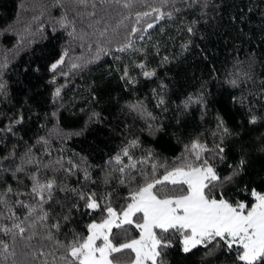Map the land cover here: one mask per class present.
I'll return each mask as SVG.
<instances>
[{
	"label": "trees",
	"instance_id": "1",
	"mask_svg": "<svg viewBox=\"0 0 264 264\" xmlns=\"http://www.w3.org/2000/svg\"><path fill=\"white\" fill-rule=\"evenodd\" d=\"M122 4L123 0L121 4L114 0H87L86 4L79 0H0V64L7 65L0 68L4 84L0 129L13 128L12 133H0V157L14 151L3 165L15 168L23 163L25 169L15 176L12 171L0 173V197L9 205L18 199L35 204L27 195L32 181L26 173L36 172L41 181L54 179L57 190L43 209L49 225L60 224L59 232L53 231L63 242L73 233L86 236L87 226L106 215L102 210L86 209L77 193H95L102 205L108 197L120 211L130 190L142 183L136 172L121 183L118 166L108 163L123 148L135 140L137 146L129 147L134 160L153 153L154 159L171 164L194 139L215 147L220 140L218 117L232 135L224 138V161L213 162L217 173L223 180L241 158L246 163L233 182H225L217 191L230 202L249 206L254 202L253 189L264 193V0H169L167 4L165 0H132L131 8ZM154 7L172 10L175 18L160 21L144 40L137 41L140 51L116 52L129 39L135 14ZM65 18L68 28L61 25ZM73 27L75 34L69 36ZM187 27L193 28L192 34ZM105 28L107 36L101 39L99 31ZM98 45L111 51L96 59ZM65 51L64 64L52 72L51 64ZM73 63L80 67L73 69ZM139 63L156 75L146 79L136 67ZM125 68L135 83L121 78ZM233 78L241 81L237 87L228 82ZM57 88L61 89L59 97L55 96ZM190 96L193 100L203 96L206 103L185 108ZM160 98L165 103L158 106ZM249 108L257 117L256 124L249 123ZM20 116L23 122L14 124ZM58 130L70 135L61 139ZM41 137L49 139L50 147L38 142ZM29 156L40 162L38 168L27 163ZM61 157L64 168L70 167L68 160L80 168L68 174L55 163ZM84 168L90 177L87 180ZM15 210L20 219L27 212L19 206ZM168 238L172 247L164 254L166 264H241L223 245L199 246L184 253L179 234ZM0 239L15 251L4 259L0 249V264H43L45 258L34 257L28 242L19 238L13 242L3 233ZM40 244L49 242L31 241V245ZM44 251L52 249L45 247ZM62 254L63 249L55 252L56 257Z\"/></svg>",
	"mask_w": 264,
	"mask_h": 264
},
{
	"label": "snow or ice",
	"instance_id": "2",
	"mask_svg": "<svg viewBox=\"0 0 264 264\" xmlns=\"http://www.w3.org/2000/svg\"><path fill=\"white\" fill-rule=\"evenodd\" d=\"M79 2L86 4L87 0H79ZM102 2L107 3L108 0H102ZM114 3L121 4L122 0H114ZM165 3H169V0H165ZM122 6L131 8L132 0H123ZM174 11L179 12L180 9L174 8ZM130 18L125 17V19ZM174 18L172 10L164 11L158 7L136 13L135 25L131 28L129 39L115 48V51L122 53L140 51L136 48L137 41L144 40L149 30L155 28L160 21ZM61 25L64 28L69 27L66 18L61 21ZM186 30L190 34L193 33L192 27H187ZM107 32V28L99 31L100 38L106 37ZM137 33L140 35L137 36ZM74 34L73 27L69 36ZM132 37H135V40ZM110 51L98 45L96 59H99L101 54L108 55ZM67 56L68 52L65 51L59 60L51 64L50 70L56 72L64 64ZM164 60L167 61V57ZM6 66V63L0 64V68ZM79 67L78 63L72 64L73 69ZM136 67L141 70L146 79L156 75L155 70H149L144 63H139ZM245 77L251 79L247 74ZM121 78L127 83H135L134 77L129 75L127 68L124 69ZM228 82L233 87H237L241 81L233 78ZM3 91L4 84L0 82V93ZM60 95L61 89L57 88L55 96ZM164 103L163 98L158 100V106ZM192 103L204 105L206 101L203 96L195 100L190 96L184 103V107L187 108ZM249 113V123L256 124L257 117L252 113L251 108ZM53 115L56 114L53 113ZM22 122L23 117L20 116L13 123ZM217 129L220 140L215 147L209 148L199 139H194L190 144L185 145L184 152L171 164L154 159L153 153H148L141 160H134L129 147H136L138 142L132 141L129 147L123 148L121 153L111 158L108 163L118 166L116 171L121 174V183H124V180L128 179L133 172L139 175L142 183L130 190L127 202L120 211L111 206L108 197L104 198L105 203L102 205L97 201L95 193H77L79 198L85 201L86 209L92 212L102 210L106 215L99 223L93 221L87 226L86 236L73 233L67 242L56 238L53 230L59 232L60 224L55 222L49 225L48 213L43 209V205L52 200L53 193L57 190L56 181L54 179L41 181L36 172L26 173L32 181L27 195H30L36 203L31 204L18 199L9 205L6 199L0 197V205H4V209L0 210V220L10 222L9 224L0 223V233L11 237L13 242L17 238L28 242L34 257L45 258L43 264H166L164 254L172 247L168 237L176 234H179L184 253L191 252L199 246L207 248L211 244L213 248H216L223 245L228 252L236 254V259L241 264H264V193L253 189L251 196L254 202L249 206L242 201L230 202L223 192L217 191L225 182H233L234 178L243 172L246 163L241 158L232 174L222 180L213 162L224 161L225 148L222 145L224 138L231 136L232 133L222 117L217 119ZM4 132L12 133V126L0 129V133ZM56 135L65 139L70 134L58 130ZM38 142L44 148L50 147V141L47 138L41 137ZM47 155L51 156V151H48ZM12 156L14 151L9 156L0 157V173L12 171L15 176L16 173L25 171L23 163L17 164L15 168L11 165L7 167L3 165L2 161ZM125 157L127 163H125ZM81 159L86 164V160ZM27 163L34 164L38 168L40 162L29 156ZM55 163L68 174H73L75 169L80 168V165L74 164L71 160L67 161L70 167L64 168L63 157L57 159ZM137 165L141 167L138 168ZM161 169H163L162 172ZM83 171L84 179H89L87 168ZM131 179L134 180L135 177ZM7 191L12 192V189L8 188ZM17 195H25V193H17ZM17 206L27 210L23 219L17 216L15 210ZM41 229H44L42 237L39 235ZM41 238L49 244L31 245L32 240ZM45 247H50L52 251H44ZM0 249L5 254L4 259L15 255L13 245L2 239H0ZM61 249L63 254L56 257L55 252ZM49 257L52 258L51 261Z\"/></svg>",
	"mask_w": 264,
	"mask_h": 264
},
{
	"label": "rangeland",
	"instance_id": "3",
	"mask_svg": "<svg viewBox=\"0 0 264 264\" xmlns=\"http://www.w3.org/2000/svg\"><path fill=\"white\" fill-rule=\"evenodd\" d=\"M97 223H99V222H97Z\"/></svg>",
	"mask_w": 264,
	"mask_h": 264
}]
</instances>
